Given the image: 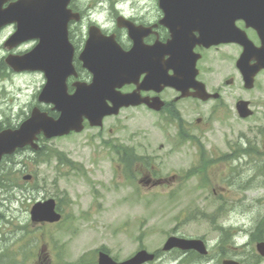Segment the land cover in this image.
Instances as JSON below:
<instances>
[{"label": "rangeland", "instance_id": "rangeland-1", "mask_svg": "<svg viewBox=\"0 0 264 264\" xmlns=\"http://www.w3.org/2000/svg\"><path fill=\"white\" fill-rule=\"evenodd\" d=\"M81 1L89 12L100 5V0ZM104 1H108V6L110 1H115L123 8L137 9L147 21L156 18L159 11L156 0ZM90 21L94 22L88 15L83 22L74 24L77 41L83 43ZM103 23L113 27L116 22L106 18ZM12 30L4 28L0 34L2 126H18L25 120L30 107L38 104L37 96L45 83L41 74H14L5 64L8 51L4 42ZM31 46L24 44L15 51ZM218 50L227 56L237 53L232 46H220ZM214 52L217 51L211 53ZM202 68L200 74L204 72L210 89L218 84L226 88L230 114L219 122L209 118L207 109L211 103L180 101L182 123L188 124L186 128L192 124L187 133L195 136V142H178L180 129L170 125L165 114L131 107L118 116L107 117L102 128L86 124L80 133L42 140V150L38 153L25 149L8 158L0 173V214L3 215L0 242L7 238V250L13 253L21 248L24 258H28L31 250L38 249L41 264H92L99 248L123 260L140 248L161 249L167 237L175 234L199 237L208 243L209 259L196 258L195 264H222L227 256L250 264H264V257L258 254L256 257V242L251 240L252 235L264 240V198L261 197L264 196V120L256 117L247 124L235 121L230 107L242 82L236 77L234 87L224 84L223 81L236 76L228 73L230 61L214 62L213 68L211 65ZM260 81V92L255 91L264 103V75ZM260 109L264 113V107ZM198 117L203 118L201 125L195 123ZM221 130L226 134V143ZM240 134L243 136L239 139ZM112 143L135 148L136 155L146 157L150 164L140 160L141 164L135 165L129 176L109 146ZM242 144L257 153L243 154L240 161L233 160L234 152L242 154L239 150ZM197 150H202L205 156H199ZM224 154L230 155L229 162L219 159ZM59 158L72 163H62ZM202 159L205 164L201 166L208 170L205 181L198 173ZM243 161H248V169L260 176L242 178L239 171ZM194 170L195 173L187 174ZM245 171V176L251 172ZM26 174L32 178L25 180ZM144 178L164 181L152 185L140 182ZM207 179L209 186L205 184ZM49 198H55L58 203L67 202L62 203L64 220L47 226L32 222L33 204ZM224 234L232 239L222 244ZM44 254H49V260Z\"/></svg>", "mask_w": 264, "mask_h": 264}, {"label": "water", "instance_id": "water-1", "mask_svg": "<svg viewBox=\"0 0 264 264\" xmlns=\"http://www.w3.org/2000/svg\"><path fill=\"white\" fill-rule=\"evenodd\" d=\"M4 1L0 0V27L9 22H18V30L10 40L12 45L31 37L43 39L42 44L26 56H10L7 60L16 70L40 69L45 71L48 82L40 99L54 102L55 108L61 111V115L58 119H54L35 109L32 116L20 128L0 132V160L4 154L13 153L18 147L27 144L36 147L34 139L41 131H44L47 137H52L68 133L73 129L81 130L84 115L91 120L92 124L101 123L103 115L112 112L103 111V108L99 106L101 97L98 92L103 90V85L105 92L110 93L114 82L121 74L135 76L141 71L138 67L141 58L136 53L114 50L107 41L98 39L97 37L100 36L91 32V37L81 59L84 61V65L95 74L96 78L89 87L77 85V91L69 95L66 79L70 74L75 73L72 63L74 51L65 42L64 37V35L66 36L65 23L69 16L66 6L69 0H20L3 9ZM213 1L216 5L214 12L221 11L224 13L223 16L216 18L226 22H233L242 12L252 10L247 7L248 5H257L256 0L245 2L240 0ZM37 5H41L43 8L39 9ZM251 17L254 16L251 15ZM51 20H55L56 24H52ZM198 20H202V17ZM51 30H55L53 35L55 44L46 39ZM209 36L208 32L205 33V37L208 38ZM225 38L227 35H224L220 40H225ZM42 54H45L46 58L42 57ZM32 217L35 221L58 220L59 215L55 212L54 200L35 204L32 209ZM172 240L178 239H170L168 242L170 244L167 246H171ZM199 246L202 247V244ZM149 258L151 256L143 251L124 264H140ZM101 264H112V262L103 256Z\"/></svg>", "mask_w": 264, "mask_h": 264}, {"label": "flooded vegetation", "instance_id": "flooded-vegetation-1", "mask_svg": "<svg viewBox=\"0 0 264 264\" xmlns=\"http://www.w3.org/2000/svg\"><path fill=\"white\" fill-rule=\"evenodd\" d=\"M76 8L81 9V1L76 6ZM107 13L111 17H115V15H116V12H114V11H108ZM117 13H118L117 16H119V14L121 12L118 11ZM130 13L137 15L139 12L137 10H130ZM162 18H163V13L158 12L156 20H153L151 22L149 20L148 21L145 20L144 24L153 26V30H154V32L146 38L147 43H152L155 40L166 41L167 38L169 37L170 33H169L168 28L160 23V20ZM257 41H258V39H257ZM75 42H76L75 43L76 46L81 45V42L77 41L76 39H75ZM198 51L201 52V54H202L201 59L204 60V56L205 57L207 56V52L209 51V49L205 50L204 48H200ZM128 86H130V87H128ZM132 89H134V86H131V85H127L124 87L125 92L132 90ZM150 93L153 94L152 92H150ZM167 104H169V103H167ZM0 126H2V125H0ZM0 218L2 219L1 214H0ZM158 255H160V254L158 253L156 256H158ZM184 256H186V257L181 259L178 262V264H195V250L194 251L192 250V252H185ZM189 256H191L190 261H189ZM0 264H23V261L18 256H13V254H9V252L7 251V243L5 241L0 242Z\"/></svg>", "mask_w": 264, "mask_h": 264}, {"label": "clouds", "instance_id": "clouds-1", "mask_svg": "<svg viewBox=\"0 0 264 264\" xmlns=\"http://www.w3.org/2000/svg\"><path fill=\"white\" fill-rule=\"evenodd\" d=\"M108 5L107 3L104 2V0H101V4L98 5V9L97 10H93L92 12H90L89 14V19H93L94 22H99L100 26L103 27H107L108 25L103 23V21L107 18L108 13L106 11H100L99 9H107ZM117 9L121 10V14L122 15H127L126 12H123V6L121 4H117L116 5Z\"/></svg>", "mask_w": 264, "mask_h": 264}]
</instances>
